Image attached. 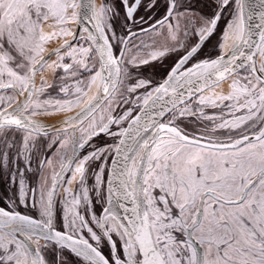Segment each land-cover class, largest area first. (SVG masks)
<instances>
[{
    "label": "snow or ice",
    "instance_id": "snow-or-ice-1",
    "mask_svg": "<svg viewBox=\"0 0 264 264\" xmlns=\"http://www.w3.org/2000/svg\"><path fill=\"white\" fill-rule=\"evenodd\" d=\"M0 172V264H264V0H0Z\"/></svg>",
    "mask_w": 264,
    "mask_h": 264
},
{
    "label": "flooded vegetation",
    "instance_id": "flooded-vegetation-1",
    "mask_svg": "<svg viewBox=\"0 0 264 264\" xmlns=\"http://www.w3.org/2000/svg\"><path fill=\"white\" fill-rule=\"evenodd\" d=\"M97 3H99V0H97ZM223 22V21H222ZM142 39L144 40H148L149 38L147 36H144V37H141ZM51 47H57V44H52ZM205 52V55H207L208 53H211L212 52V48L211 46H208L207 48H205L204 50ZM53 60L56 59L55 56L52 57ZM147 68V73L148 74H151L153 73L154 71L155 72H159L160 70V65L159 64H156L155 67L153 66H145ZM45 77L48 79L49 82H53V74L52 72L49 70V71H46L44 73ZM159 75L156 76V79H159ZM37 83L39 84V76L37 77ZM209 112L211 111V109L208 110ZM72 113H69V115H71ZM60 117L59 116H53V117H50V118H41V119H45L46 121H53V120H58ZM115 130V129H114ZM109 142L111 143V138L110 137H107V136H102L101 138H99L96 142L97 143H103V142ZM23 166V165H21ZM33 171L30 172V173H27V177H28V182L30 183V185L32 187H35L37 185V171L35 170V161L33 162ZM4 173H2L1 177H3ZM5 192H7V196H12L13 194V189L7 184L6 180H3V181H0V200H3L4 203H7V196H5ZM1 206H4V204H0ZM21 210L22 212H26L28 214H32L31 210L30 209H27V208H21L19 209ZM62 215V214H61ZM59 223V221H58ZM76 258L73 257V260H75Z\"/></svg>",
    "mask_w": 264,
    "mask_h": 264
},
{
    "label": "water",
    "instance_id": "water-1",
    "mask_svg": "<svg viewBox=\"0 0 264 264\" xmlns=\"http://www.w3.org/2000/svg\"><path fill=\"white\" fill-rule=\"evenodd\" d=\"M46 121V120H45ZM56 120H53V121H46V123L48 124H53ZM1 206V205H0Z\"/></svg>",
    "mask_w": 264,
    "mask_h": 264
},
{
    "label": "rangeland",
    "instance_id": "rangeland-1",
    "mask_svg": "<svg viewBox=\"0 0 264 264\" xmlns=\"http://www.w3.org/2000/svg\"><path fill=\"white\" fill-rule=\"evenodd\" d=\"M222 23H223V22H222ZM211 111H213V110L211 109ZM211 111H210V112H211ZM2 173H3V172H0V177H1ZM41 243L43 244V241H41Z\"/></svg>",
    "mask_w": 264,
    "mask_h": 264
}]
</instances>
